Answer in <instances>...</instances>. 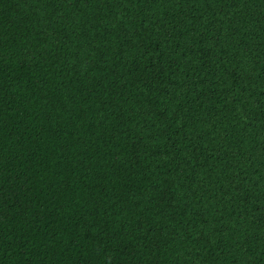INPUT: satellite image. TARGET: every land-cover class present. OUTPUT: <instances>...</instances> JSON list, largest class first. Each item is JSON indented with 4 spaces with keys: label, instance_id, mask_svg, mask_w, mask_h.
<instances>
[{
    "label": "trees",
    "instance_id": "1",
    "mask_svg": "<svg viewBox=\"0 0 264 264\" xmlns=\"http://www.w3.org/2000/svg\"><path fill=\"white\" fill-rule=\"evenodd\" d=\"M0 264H264V0H0Z\"/></svg>",
    "mask_w": 264,
    "mask_h": 264
}]
</instances>
